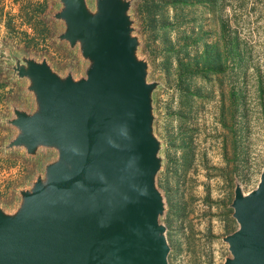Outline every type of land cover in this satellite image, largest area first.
Here are the masks:
<instances>
[{"label":"rangeland","instance_id":"rangeland-1","mask_svg":"<svg viewBox=\"0 0 264 264\" xmlns=\"http://www.w3.org/2000/svg\"><path fill=\"white\" fill-rule=\"evenodd\" d=\"M127 1L138 57L148 63V82L158 84L156 185L169 264H225L232 255L224 239L239 229L236 188L256 190L264 169V0ZM86 3L95 12L96 0ZM62 8L60 0H0V207L8 214L58 159L50 148L8 149L18 135L14 109L37 108L29 80L13 68L18 60L46 61L80 80L90 65L80 45L60 39Z\"/></svg>","mask_w":264,"mask_h":264},{"label":"water","instance_id":"water-1","mask_svg":"<svg viewBox=\"0 0 264 264\" xmlns=\"http://www.w3.org/2000/svg\"><path fill=\"white\" fill-rule=\"evenodd\" d=\"M60 36L80 45L86 77L58 75L46 62L18 60L35 112L14 109L18 130L8 149L58 152L14 214L0 207V264H169L156 185L160 141L154 134L148 63L127 0H60ZM239 229L224 241L225 264H264V169L256 190L238 186L232 204Z\"/></svg>","mask_w":264,"mask_h":264},{"label":"trees","instance_id":"trees-1","mask_svg":"<svg viewBox=\"0 0 264 264\" xmlns=\"http://www.w3.org/2000/svg\"><path fill=\"white\" fill-rule=\"evenodd\" d=\"M209 3H211V5H212V7H215V3L213 2V0L212 1H209ZM237 40V38L235 39V41L234 42H231V43H234V44H232V46L235 48L237 45H238V42L236 41ZM238 51V50H237ZM232 55H235L234 54V51H232ZM237 53V52H236ZM217 55H218V53H217ZM206 56H209L210 57V53L209 52H207V55Z\"/></svg>","mask_w":264,"mask_h":264}]
</instances>
